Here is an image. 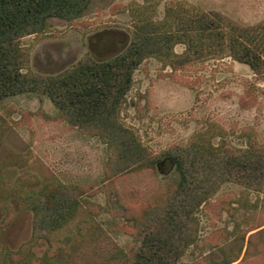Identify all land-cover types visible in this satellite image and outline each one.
<instances>
[{
  "label": "rangeland",
  "instance_id": "374dc122",
  "mask_svg": "<svg viewBox=\"0 0 264 264\" xmlns=\"http://www.w3.org/2000/svg\"><path fill=\"white\" fill-rule=\"evenodd\" d=\"M170 9L217 12L241 26L264 19V0H95L81 18L50 19L47 31L23 38L22 71L50 75L86 56L106 60L127 46L137 21L159 22ZM56 115L52 103L36 95L0 106V264H110L133 241L132 223L105 205L106 145ZM121 118L161 157L156 169L111 183V192L138 215L174 189L176 174L163 161L172 148L193 139L237 149L264 146V82L227 57L175 68L150 57L134 73ZM48 184L80 186L84 200L98 206L93 215L81 206L54 233V251L33 239V214L21 202L23 194ZM196 217L198 240L182 264H225L232 256L239 257L233 264H264V193L224 183ZM252 228L258 229L241 238Z\"/></svg>",
  "mask_w": 264,
  "mask_h": 264
},
{
  "label": "trees",
  "instance_id": "16d2710c",
  "mask_svg": "<svg viewBox=\"0 0 264 264\" xmlns=\"http://www.w3.org/2000/svg\"><path fill=\"white\" fill-rule=\"evenodd\" d=\"M94 1L0 0V106L20 95L46 98L57 118L106 145L105 178L101 181L108 189L105 205L112 216L132 223L133 236L128 251L110 264H182L183 256L198 240L196 213L207 207L221 185L234 183L264 193V146L237 149L193 139L185 147L172 148L167 159L177 177L174 189L163 201L135 215L111 192V183L131 172L156 169L161 157L123 123L122 108L135 71L150 57L174 68L227 57L247 66L264 82V19L241 26L217 12L183 9L174 13L170 9L159 22L137 21L127 46L106 60L86 56L55 74L24 73L22 39L47 31L50 19L81 18ZM177 45L184 46L183 53L174 52ZM84 190L48 184L23 194L22 205L33 214V239L44 240L54 251V233L71 222L81 206L96 214L98 206L84 200ZM3 193L0 188V197ZM85 228L81 225L79 230ZM237 261L239 257L232 256L225 264Z\"/></svg>",
  "mask_w": 264,
  "mask_h": 264
},
{
  "label": "flooded vegetation",
  "instance_id": "af4514ba",
  "mask_svg": "<svg viewBox=\"0 0 264 264\" xmlns=\"http://www.w3.org/2000/svg\"><path fill=\"white\" fill-rule=\"evenodd\" d=\"M73 64V63H72ZM71 64V65H72ZM69 67V66H68ZM163 161H167L169 164H170V166L172 167V170H173V165H172V163L170 162V160L169 159H164ZM163 161H161V163L163 162ZM157 167H158V164H157Z\"/></svg>",
  "mask_w": 264,
  "mask_h": 264
}]
</instances>
